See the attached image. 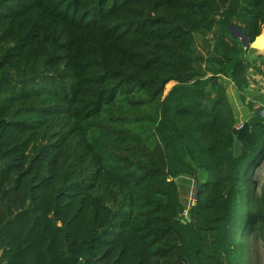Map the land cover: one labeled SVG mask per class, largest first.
Masks as SVG:
<instances>
[{
	"label": "trees",
	"instance_id": "16d2710c",
	"mask_svg": "<svg viewBox=\"0 0 264 264\" xmlns=\"http://www.w3.org/2000/svg\"><path fill=\"white\" fill-rule=\"evenodd\" d=\"M263 32L264 0H0V264H249L248 233L264 253V94L236 155L227 92Z\"/></svg>",
	"mask_w": 264,
	"mask_h": 264
},
{
	"label": "crops",
	"instance_id": "0c3cea01",
	"mask_svg": "<svg viewBox=\"0 0 264 264\" xmlns=\"http://www.w3.org/2000/svg\"><path fill=\"white\" fill-rule=\"evenodd\" d=\"M263 34L264 32L261 35ZM258 37L252 44V52L248 53L250 55V67L247 72L248 89L242 92L235 82L227 80L228 97L234 109L237 127L249 121L254 110L260 106L259 98L257 99L256 96L264 94V46L255 45ZM250 102H254V105L252 106Z\"/></svg>",
	"mask_w": 264,
	"mask_h": 264
},
{
	"label": "rangeland",
	"instance_id": "374dc122",
	"mask_svg": "<svg viewBox=\"0 0 264 264\" xmlns=\"http://www.w3.org/2000/svg\"><path fill=\"white\" fill-rule=\"evenodd\" d=\"M197 48L199 50V52H207V45L204 43V41L202 40L201 36H198L197 39ZM252 52V51H250ZM248 58H250V55H247ZM15 77H22L21 74H13ZM175 82H171L169 85L166 86L165 88V94L168 93V91L171 89V87L174 85ZM241 125V124H240ZM239 125V126H240ZM240 128V127H239ZM179 168H187V165H184L182 163H179ZM180 169V170H181ZM181 174H178L176 176V181L178 183L179 186V192H180V200L182 202H184L187 207L192 206L193 204H195L196 200H197V194H198V185H197V181L195 180L196 177H194L191 173H189V171H183L180 172ZM260 173H261V169H257L254 172V177L257 178V180H259L260 178ZM187 218L189 217L186 216ZM177 230H178V237L180 238V240H183V243L185 244L186 242L190 243L191 245L193 244V242L196 239V232L193 229V227L191 225H187L185 223H182V225H178L177 226ZM248 241H249V256H250V263L249 264H264V253L262 250H260V247L257 246V248L255 247V239L252 237L251 233H248ZM255 247V248H254Z\"/></svg>",
	"mask_w": 264,
	"mask_h": 264
},
{
	"label": "water",
	"instance_id": "95a60500",
	"mask_svg": "<svg viewBox=\"0 0 264 264\" xmlns=\"http://www.w3.org/2000/svg\"><path fill=\"white\" fill-rule=\"evenodd\" d=\"M232 29H233V35L241 38L243 43L246 45L248 43V40L242 29L237 26H233ZM250 131H251V124L249 123V121L244 122V124L240 128L237 126L233 128V133L236 136L235 145H234V150L236 155H239L241 153L242 143L246 139ZM4 264L7 263L5 262Z\"/></svg>",
	"mask_w": 264,
	"mask_h": 264
},
{
	"label": "built area",
	"instance_id": "2783aa9c",
	"mask_svg": "<svg viewBox=\"0 0 264 264\" xmlns=\"http://www.w3.org/2000/svg\"><path fill=\"white\" fill-rule=\"evenodd\" d=\"M263 113H264V110H263ZM239 127H242V124L239 126ZM185 216H188V210L186 209L183 213Z\"/></svg>",
	"mask_w": 264,
	"mask_h": 264
}]
</instances>
